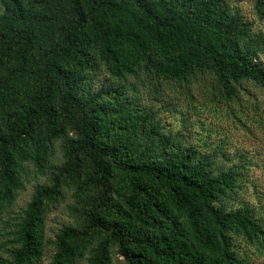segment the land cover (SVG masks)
<instances>
[{
	"label": "trees",
	"instance_id": "1",
	"mask_svg": "<svg viewBox=\"0 0 264 264\" xmlns=\"http://www.w3.org/2000/svg\"><path fill=\"white\" fill-rule=\"evenodd\" d=\"M255 11L264 21V0ZM262 55L228 0H0V225L31 176L49 177L0 264H43L68 189L80 222L50 264H247L242 244L264 258V217L240 201L249 160L160 117L240 105L246 83L264 89Z\"/></svg>",
	"mask_w": 264,
	"mask_h": 264
},
{
	"label": "rangeland",
	"instance_id": "2",
	"mask_svg": "<svg viewBox=\"0 0 264 264\" xmlns=\"http://www.w3.org/2000/svg\"><path fill=\"white\" fill-rule=\"evenodd\" d=\"M232 9L247 20L256 31L264 33V21L260 20L255 11V0H228ZM264 62V55L260 58ZM243 101L240 105L228 107L217 102L202 101V98L191 107L184 101L178 102L180 114L162 112L160 117L167 130L182 131L187 142L205 147L206 144L219 146L227 145L228 154L235 158L244 156L249 160L248 180L245 182L240 201L248 203L259 216L264 217V89L254 83H246ZM183 134V135H184ZM62 152L57 147L55 163H61ZM49 181L48 176L29 178L25 189L20 192L11 213L5 216V224L0 225V241L9 240L13 220L31 201L35 187ZM72 191L66 192V198L52 211L46 222V250L43 264H50L56 251L57 234L66 226H78V215L72 210L74 199ZM242 255H246L247 264H264V258L258 257L247 246H240ZM6 249L2 250V255ZM6 256V255H3ZM89 255L77 264H89ZM114 264H125L118 254L114 257Z\"/></svg>",
	"mask_w": 264,
	"mask_h": 264
}]
</instances>
